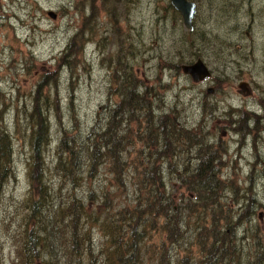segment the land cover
<instances>
[{
	"label": "rangeland",
	"instance_id": "rangeland-1",
	"mask_svg": "<svg viewBox=\"0 0 264 264\" xmlns=\"http://www.w3.org/2000/svg\"><path fill=\"white\" fill-rule=\"evenodd\" d=\"M168 1L0 0V127L11 140V173L0 188V264L19 259L26 232L38 226L25 198L30 161L38 160L30 148L29 115L32 102L41 100L49 136L34 172L41 171L42 183L52 190L49 203L55 206L69 192L87 197L92 190L93 204L108 191L120 206L132 199L135 180L145 170L160 175L173 196L183 238L169 244L157 225L145 239L142 264H158L162 255L167 264H256L258 256L264 264V0H193L191 33ZM73 35L74 47L66 49ZM194 50L211 70L198 82L173 66L193 60ZM122 68L132 72L127 84L134 92L145 91L153 121L161 115L172 126V118L185 130H198L215 149L221 181L214 201L192 200L183 184L197 162L188 141L165 152L136 136L146 125L139 109L128 113L132 120L116 124L132 135L120 145L123 188L107 160L89 176L81 158L74 188L56 175L59 139L65 134L68 145L85 148L91 126H103L120 99ZM241 80L246 92L237 86ZM90 235L98 251L104 237L96 223ZM57 254L61 262L67 257L79 264L76 257Z\"/></svg>",
	"mask_w": 264,
	"mask_h": 264
},
{
	"label": "trees",
	"instance_id": "trees-1",
	"mask_svg": "<svg viewBox=\"0 0 264 264\" xmlns=\"http://www.w3.org/2000/svg\"><path fill=\"white\" fill-rule=\"evenodd\" d=\"M167 4L174 10L169 1ZM192 30L193 27L190 30L186 29V32L191 33ZM74 39L73 35L66 49H73ZM199 55L200 53L194 50L191 57L196 58ZM188 61L192 60L180 59L173 66L177 70L180 69V62ZM129 71L120 69L123 75L119 84L120 99L116 107L108 109L106 120L99 128L100 131L91 126L86 135L85 148L77 146L76 149L74 144H67L68 139L65 134L61 136L56 161L53 164L56 175L74 188L78 184L77 179L80 178L79 173L83 165L81 158L85 160L84 165L89 169V176L93 168L107 160L110 171L114 172V179L119 183L118 187L123 188L121 175L117 171L120 165L122 166L120 145L123 139L127 143L130 142L132 135L129 131L126 134L125 131H120L116 124L121 122L122 118L132 120L133 115L128 117V113L139 109L143 112L146 125L141 133H136V136L144 141L145 146L151 145L156 150L160 145L161 149L165 147L164 151L171 150L180 143L179 141H188V146L196 150L197 162L189 176L182 180L183 184L188 186L192 200L214 201L219 195L217 189L221 181L216 175V157L212 155L215 149L208 148L198 130H185L181 125L173 123L172 118H170L172 126L165 123L161 115L153 121L150 110L147 108L145 91L139 96L134 92L133 87L127 84L128 78L131 81L134 78ZM44 97H47L46 93ZM43 104L44 100L37 104L33 101L29 115L32 121H29L31 122L30 148L38 160L30 161L28 193L25 198L29 214L37 218L39 228L38 226L30 227L26 232L19 245L21 250L19 259L16 257L13 264H57L58 261L60 264L66 261L67 264H71L67 257H64L66 261L59 260L60 256L57 254L59 250L62 255L66 254L69 258L76 257L79 264H142V247L145 239L151 236L157 225L169 244L183 238L179 229L180 215L173 196L166 192L160 175L157 178L151 174L148 176L145 170L142 171L141 179H134L136 187L132 199L129 198L120 206L119 201L116 203L112 201L114 194H109L108 191L96 195L93 204L92 190H88L87 197L69 192L68 197L59 198L55 206L54 203H49L48 200L54 197L52 190L42 183L44 175L42 176L41 171L37 175L34 172V166L40 167V163L42 165L41 151L49 136V124L43 113ZM130 104L134 109H131ZM125 106H129L130 109L123 110ZM7 134L0 127V188L4 179L11 173V140ZM63 145L64 148L60 149ZM206 153H209V156ZM48 205L51 206L48 207ZM87 221L88 224L84 228ZM89 222L96 223L104 237L98 251H95L96 246L90 235L92 224ZM212 245H209L208 253L212 251ZM160 257L158 264H167V255ZM261 262L262 257L258 256L256 264Z\"/></svg>",
	"mask_w": 264,
	"mask_h": 264
},
{
	"label": "water",
	"instance_id": "water-1",
	"mask_svg": "<svg viewBox=\"0 0 264 264\" xmlns=\"http://www.w3.org/2000/svg\"><path fill=\"white\" fill-rule=\"evenodd\" d=\"M170 4L180 13L182 24L187 28H192V18L195 12V5L192 0H169ZM50 17H54L55 13L52 11L47 12ZM181 72L187 74L190 79L194 82L204 80L210 76V69L204 63L200 57H196L190 62H184L180 65ZM246 83L244 80H241L237 83V86L241 92H246ZM211 88L208 87V91Z\"/></svg>",
	"mask_w": 264,
	"mask_h": 264
},
{
	"label": "bare ground",
	"instance_id": "bare-ground-1",
	"mask_svg": "<svg viewBox=\"0 0 264 264\" xmlns=\"http://www.w3.org/2000/svg\"><path fill=\"white\" fill-rule=\"evenodd\" d=\"M193 1V0H192ZM194 2V1H193ZM170 3V2H169ZM194 5H195V12H194V16H195V14H196V3L194 2ZM172 6V5H171ZM173 7V6H172ZM174 8V7H173ZM174 10L175 11H177L175 8H174ZM178 12V11H177ZM179 13V12H178ZM180 14V13H179ZM181 16V15H180ZM193 16V17H194ZM192 27H193V22H192ZM184 74V73H183ZM187 75V74H186ZM245 83H247L246 81H245ZM118 131V130H117ZM45 137V136H44Z\"/></svg>",
	"mask_w": 264,
	"mask_h": 264
}]
</instances>
